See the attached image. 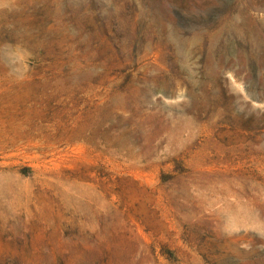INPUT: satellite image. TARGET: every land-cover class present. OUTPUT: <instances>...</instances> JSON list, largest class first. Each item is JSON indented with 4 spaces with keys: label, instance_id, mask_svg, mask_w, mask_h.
Instances as JSON below:
<instances>
[{
    "label": "rangeland",
    "instance_id": "obj_1",
    "mask_svg": "<svg viewBox=\"0 0 264 264\" xmlns=\"http://www.w3.org/2000/svg\"><path fill=\"white\" fill-rule=\"evenodd\" d=\"M75 1L0 0V264H264V0Z\"/></svg>",
    "mask_w": 264,
    "mask_h": 264
},
{
    "label": "bare ground",
    "instance_id": "obj_2",
    "mask_svg": "<svg viewBox=\"0 0 264 264\" xmlns=\"http://www.w3.org/2000/svg\"><path fill=\"white\" fill-rule=\"evenodd\" d=\"M74 1H75V0H74ZM76 1H77V0H76ZM76 1H75V2H76ZM100 1H101V0H100ZM125 1H126V0H125ZM125 1H124V2H125ZM127 1H128V0H127ZM88 2H89V1H88ZM115 2H116V1H115ZM133 2H134V1H133ZM133 2H132V3H133ZM77 3H78V1H77ZM96 3H97V2H96ZM99 3H101V2H98V4H99ZM120 3H121V2H120ZM44 4H45V3H44ZM88 4H89V3H88ZM116 4H117V3H116ZM121 4H122V3H121ZM128 4H130V3H128ZM95 5H96V4H95ZM101 5H103V2H102ZM96 6H97V5H96ZM137 6H138V4H137ZM50 7L52 8V6H50ZM53 7H54V6H53ZM101 7H102V6H101ZM97 8H98V7H97ZM98 9H99V8H98ZM98 9H97V10H98ZM107 9H108V8H107ZM109 9H110V7H109ZM135 10H136V9H135ZM50 11H51V10H50ZM52 11H53V9H52ZM110 11H111V10H110ZM107 12H108V10H107ZM109 13H110V12H109ZM110 14H111V13H110ZM47 15H48V14H47ZM102 15H103V14H102ZM44 17H45V16H44ZM107 17H108V16H107ZM239 18H240V17H239ZM232 20H233V19H232ZM56 23H57V22H56ZM233 24H234V23H233ZM60 27H61V26H60ZM234 28H235V26H234ZM234 28H233V29H234ZM53 29H54V28H53ZM13 30H14V29H13ZM54 30H55V29H54ZM54 30H53V31H54ZM236 30H237V29H236ZM237 32H238V31H237ZM40 33H41V32H40ZM43 34H44V31H43ZM31 35H32V33H31ZM41 36H42V35H41ZM54 36H55V35H54ZM56 36H57V35H56ZM59 36H60V35H59ZM62 36H63V35H62ZM64 36H65V35H64ZM8 37H9V36H8ZM18 37H19V36H18ZM33 37H34V36H33ZM36 37H37V36H36ZM44 37H45V36H44ZM9 38H11V37H9ZM56 38H57V37H56ZM46 39H47V38H46ZM62 39H63V38H62ZM12 40H13V39H12ZM63 40H64V39H63ZM13 41H14V40H13ZM15 42H16V41H15ZM29 42H30V41H29ZM31 42H32V39H31ZM31 42H30V43H31ZM35 42H36V41H35ZM42 42H43V41H42ZM59 42H60V41H59ZM20 44H22V43H20ZM10 45H11V44H10ZM10 45H9V46H10ZM15 45L17 46V44H15ZM10 47H11V46H10ZM5 55H6V54H5ZM1 59H2V58H1Z\"/></svg>",
    "mask_w": 264,
    "mask_h": 264
}]
</instances>
